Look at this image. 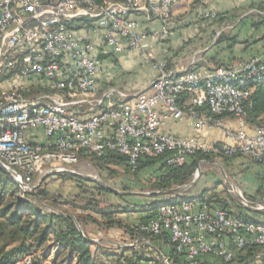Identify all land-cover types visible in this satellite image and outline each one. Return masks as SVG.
I'll return each instance as SVG.
<instances>
[{
	"label": "built area",
	"instance_id": "1",
	"mask_svg": "<svg viewBox=\"0 0 264 264\" xmlns=\"http://www.w3.org/2000/svg\"><path fill=\"white\" fill-rule=\"evenodd\" d=\"M179 1L0 0V161L21 197L40 174L71 173L67 167L81 158L118 153L136 167L144 157L164 156L169 165H182L197 152L216 151L199 138L209 130H223L235 141L223 144L227 154L264 166V125L249 131L245 120L248 86L264 79V56L204 70L195 68L196 55L183 70L155 60L154 79L136 92L100 80L103 55L167 38ZM154 22L159 29L138 30ZM185 120L194 121L195 135L165 130ZM239 191L243 207L264 209ZM162 201L138 234L118 246L136 256L134 264H245L239 261L244 249L264 248V223L246 221L235 208L183 192ZM159 237L162 245L167 237L178 259L157 243ZM263 257L260 250L248 262ZM32 263L29 255L17 262Z\"/></svg>",
	"mask_w": 264,
	"mask_h": 264
},
{
	"label": "trees",
	"instance_id": "2",
	"mask_svg": "<svg viewBox=\"0 0 264 264\" xmlns=\"http://www.w3.org/2000/svg\"><path fill=\"white\" fill-rule=\"evenodd\" d=\"M96 4H104L107 1L122 0H92ZM202 0H194V3H200ZM264 23V16L260 17ZM252 89L249 102L245 108L246 124L252 127L264 125V79L258 80L248 86ZM223 143L215 145L216 151L197 152L190 155L182 165H169L164 156H147L140 159L136 167L129 163L125 155L110 153L104 159L92 157L91 160L101 168L113 173L112 166L125 170L133 179L140 181L141 172L154 168V172L148 178L152 191H165L175 189L179 186L191 182L198 163L202 160L221 159L227 163L236 157L244 156L240 153L229 155L223 148ZM246 157V156H245ZM66 177L74 178L79 181L81 178L73 174L64 173ZM46 180H43L39 186L27 193L25 197L20 196L18 184L10 175L0 166V264H17L19 258L29 255L33 259L32 264H40V258L35 254L42 249H53L55 251V262L58 264H134L136 256L128 250L121 252L111 251L98 247L83 229L79 226L81 221H92L101 227L111 228L119 227L131 234V238L138 234V225L146 224L155 214L160 195H153L152 200L145 204L142 202V211L135 206H101V202L94 198H83L78 195L82 204L75 203L70 199L56 197L46 188ZM81 181V180H80ZM97 192L104 191L112 193L108 188L96 185ZM206 190L205 192H207ZM208 205H222L229 208H235L246 221L262 223L255 218L250 209L243 207L240 203L233 200L225 191H213L211 195L203 194ZM249 199V198H248ZM251 200V199H249ZM71 203L75 208L82 210L77 219L73 215L65 216L60 211L46 212L42 207L49 206L55 210L56 206ZM55 207V208H54ZM123 208V209H122ZM124 210V211H123ZM134 211L136 220L128 222L119 217V212ZM137 212V213H136ZM140 212V213H139ZM131 214V213H130ZM138 214V215H136ZM264 223V222H263ZM164 249L173 251L176 259L179 254L174 252L173 247L168 246L167 237L163 245L160 243V237L157 240ZM162 241V239H161ZM52 243L49 245V243ZM96 248V251L93 250ZM171 247V248H170ZM264 250L258 246H250L244 249L239 256V261L245 264H264V257L261 261L254 260L248 262L256 252ZM47 254L43 256H47ZM207 261H202L206 264Z\"/></svg>",
	"mask_w": 264,
	"mask_h": 264
},
{
	"label": "crops",
	"instance_id": "3",
	"mask_svg": "<svg viewBox=\"0 0 264 264\" xmlns=\"http://www.w3.org/2000/svg\"><path fill=\"white\" fill-rule=\"evenodd\" d=\"M202 4L193 5L191 1L180 0L173 8L170 35L164 39H147L143 49L134 52L103 55L104 69L101 81L111 83L129 92H136L148 86L156 71L152 62L166 59L172 66L183 70L197 56L195 68L204 70L219 65H236L256 56H264V0H202ZM212 14L217 17L213 18ZM159 29V22L141 26L138 30ZM108 72V73H107ZM228 126L237 129L236 122L229 117ZM249 131L254 127L247 125ZM165 130L178 136H193L194 121H173ZM199 138L210 145L228 143L235 145L233 139L226 138L223 130H209ZM231 173L242 170L234 180L244 196L253 202H264V166L245 156H239L227 162ZM205 180V179H204ZM215 189H201L183 193L186 198H200L211 195ZM180 193L169 197L175 198ZM231 196V195H230ZM251 210V209H250ZM255 212L256 210H251ZM261 212V211H258ZM255 218L264 222V213H254Z\"/></svg>",
	"mask_w": 264,
	"mask_h": 264
},
{
	"label": "rangeland",
	"instance_id": "4",
	"mask_svg": "<svg viewBox=\"0 0 264 264\" xmlns=\"http://www.w3.org/2000/svg\"><path fill=\"white\" fill-rule=\"evenodd\" d=\"M188 1H191V6L188 7V11H186L184 15L190 13L189 11L193 9V5L197 6L199 4H202L201 2L194 3V0ZM214 161H218L223 166L226 177L222 173L219 165L213 162L205 161L199 164L201 176L199 177L196 185L186 192L200 191L201 189H215L220 186L219 189H221V191H225L227 195H231L234 201L241 203L238 195L234 191L233 185L240 190L239 186L234 180V177L241 174L242 170H238L236 173H231V170L229 169L230 165L222 162V160L219 158L215 159ZM67 169L79 174L76 175L74 173H69L78 176L79 178H81V181L66 177L63 175L64 173L47 175L46 188L52 195L56 197H62L65 199L67 198L71 201H75V203L82 204V201L78 196L82 195L83 198L97 199L101 202V206L121 205L122 207H127V205H131L132 209L135 204H138L136 205V207L139 211H142L143 209V205H140L142 202L145 204V202L149 203L152 200L151 198L153 195H151V193L153 191L150 187V183L148 182V178L154 172V168L141 172V174L139 175L140 181L137 179H133L131 177L132 175H129L125 170L116 166H112L111 169L114 170V172L109 173V171L95 164V162L91 160V158H81L78 163L67 167ZM45 174L46 173H42L36 177V186H39L41 182L46 179L44 178ZM98 181H100L102 184L100 182L98 183ZM96 185L100 187H113L118 191V193H105L104 191L97 192L98 188ZM174 193L177 194L181 192L177 191L169 194H163L159 196V199L168 201L171 198L169 197V195H172ZM260 204L264 206V202ZM42 208L46 212L60 211V213H63L65 216L71 214L76 219L79 215L84 213L80 208H75L71 203L63 204L60 206L58 205L56 206V208L54 207L55 210H52L53 208L49 206H43ZM123 211L119 212V217H122L131 223L132 221L136 220L135 215H133L135 214L134 211ZM261 212L264 213V209ZM79 226L83 229V232L91 238V240H94V243L98 244V247L109 249L111 251L121 252L122 250L118 248V246L132 240L131 234L119 227H101L92 221H81V223H79ZM51 244L52 243L50 242L49 245ZM93 250L96 251V248L93 247ZM47 253L48 255L46 257L43 256ZM35 254L38 258L41 259L40 264H58L54 260L55 251L53 249H42Z\"/></svg>",
	"mask_w": 264,
	"mask_h": 264
},
{
	"label": "water",
	"instance_id": "5",
	"mask_svg": "<svg viewBox=\"0 0 264 264\" xmlns=\"http://www.w3.org/2000/svg\"><path fill=\"white\" fill-rule=\"evenodd\" d=\"M208 162H213V163H216L217 165H219L222 173L224 174V176L226 177V174H225V171H224V168L223 166L218 162V161H214V160H209ZM0 166L2 167V163L0 161ZM71 173H74L71 171ZM76 175H79L77 173H74ZM49 175V174H46L44 178H46V176ZM201 176V173H200V166L198 165L197 169H196V173H195V176L193 178V180L186 184V185H183V186H179L175 189H169V190H165V191H154L151 193V195H163V194H169V193H173V192H177V191H180V192H186L188 191L190 188H192L193 186L196 185L199 177ZM228 180V178H227ZM100 181H98L99 183ZM101 183V182H100ZM102 184V183H101ZM37 186L34 187V189L36 188ZM106 188L110 189L111 191L113 192H116L118 193V191L116 189H114L113 187H110V186H107ZM233 188H234V191L236 192V194L238 195L239 198L243 199V196L242 194L240 193V191L236 188V186L233 185ZM252 208V207H250Z\"/></svg>",
	"mask_w": 264,
	"mask_h": 264
}]
</instances>
